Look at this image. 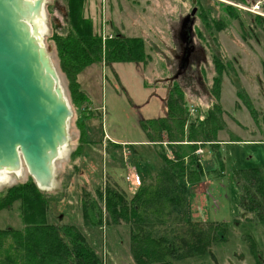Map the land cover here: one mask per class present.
<instances>
[{"label": "rangeland", "instance_id": "obj_1", "mask_svg": "<svg viewBox=\"0 0 264 264\" xmlns=\"http://www.w3.org/2000/svg\"><path fill=\"white\" fill-rule=\"evenodd\" d=\"M65 1L67 0H45L41 24V43L51 57L73 113L67 130L68 145L55 161L54 187L44 192L55 198L50 204L49 221L79 226L103 264H136L131 255L129 229L124 226L106 227L104 222L101 227L82 228L81 203H84V198L88 195L89 199H96L99 205L104 206V200L99 201L96 195V189L104 182L116 184L131 199L142 187L154 186L157 170L163 163V152L166 157L173 159L172 149L176 147V138L170 142L168 135L164 134L160 142L149 143L142 122L162 118L167 114L166 102L171 87L166 78H171L175 67L172 50L182 42L179 37L180 22L194 8L197 9L196 0L195 3L193 0H106L107 4L103 0H84V16L93 24L97 36L103 32L113 35L118 31L129 38H142L146 42L149 59L140 66L115 63L108 65L103 50V62L84 70L73 85L71 78L60 68L53 40L55 34L62 33L66 28ZM214 2L226 3L264 16V0L250 1L249 5L235 0H210V4L213 5ZM217 15H221L220 8L213 17ZM195 17L196 15L191 18L193 25ZM197 22L202 26L198 14ZM213 47L214 50L207 52V63L203 65L204 70L202 68L198 80L194 81L193 91L191 92L190 83L189 93H185L186 100L194 105L191 108H195L190 117H199V112L201 117L207 114L203 110L212 99L210 88L213 85L211 79L215 76V56L225 62L232 61V77L238 79L258 116L252 117L239 100L232 77L225 74L219 100L223 109V128L217 133V144H221L222 138H226L227 142L217 148L221 153L219 158L208 146L203 147L202 156L195 152L198 161L202 163L203 181L194 184L181 181L179 194L182 203L171 208L172 214L165 219V226L156 229L154 235L159 238L165 234L172 241L175 234L172 230L178 229L184 222H212L218 225L219 239L210 250L204 255L180 259L175 264H260L258 261L264 264V220H257L256 213L247 212L241 207L239 202L242 188L237 187L234 182L235 172L256 168L261 170L264 184L262 36L246 35L242 33L239 23L232 21L217 35ZM179 61L177 59L176 63ZM74 93L80 98V103L84 102L81 109L85 110L87 116V145L82 144V155L79 156L76 150L81 144V130L77 120L80 111L73 104ZM80 95L86 100L88 98V102L82 100ZM211 126L215 128L213 123ZM150 135L154 139L159 138L157 132ZM113 144L120 147L116 148ZM145 144L149 146H144ZM197 145L202 146L200 142ZM186 160L189 161L190 158ZM138 177L140 185L135 181ZM0 178V193L33 180L25 165L20 178L8 172ZM250 178L241 175L236 179L239 185L249 188ZM7 228H23L17 204L8 211L0 212V229Z\"/></svg>", "mask_w": 264, "mask_h": 264}, {"label": "trees", "instance_id": "obj_2", "mask_svg": "<svg viewBox=\"0 0 264 264\" xmlns=\"http://www.w3.org/2000/svg\"><path fill=\"white\" fill-rule=\"evenodd\" d=\"M237 3L249 5L254 0H235ZM65 18L66 28L55 34L60 68L76 84L77 77L87 68L101 64L105 58L108 65L145 64L149 59L146 42L142 38H129L118 31L113 33L103 49L102 39L94 33L93 24L84 16V0H67ZM186 2V1H185ZM196 20L192 27L190 40L205 53L214 50L217 35L224 31L232 21H237L242 33L262 36L264 48V17L256 15L226 3H213L210 0H196ZM219 8L221 15L215 16ZM197 14L199 22H197ZM199 42V43H198ZM200 44V45H198ZM103 50L105 57L103 58ZM212 58V57H210ZM207 63V62H206ZM215 76L210 88L209 100L201 117H190L193 103L186 100L185 93L179 84L170 90L166 102L165 117L152 119L143 123L148 142H160L164 134L173 142V159L161 154V166L158 169L154 186L142 187L131 199L116 184L105 183L96 190L97 199L104 200V206L93 198H84L81 203L82 228L121 227L129 229L130 250L136 264H175L180 259L206 254L214 242L219 239L218 225L208 221L184 222L173 231V242L163 234L155 237L156 229L161 228L166 218L172 214L171 208L181 205L179 194L180 183L194 184L203 181V168L195 156L200 146L209 147L212 153L220 152L217 148V133L223 128V109L219 103L220 90L224 75L232 77L234 67L232 61H223L219 56L213 57ZM204 70V67H203ZM205 81L204 76L202 77ZM237 87L238 98L248 109L253 118H257V110L248 95L241 88L238 79L232 77ZM77 86V85H76ZM78 87V86H77ZM208 88L210 85L207 86ZM79 94L85 95L83 92ZM81 96V95H80ZM86 96V95H85ZM74 105L80 116V146L76 153L82 155V144H85L87 129L85 110L81 109L80 98L74 93ZM88 102V98H82ZM239 106V104H238ZM195 117V116H194ZM215 126L213 128L211 124ZM155 125V128L148 126ZM147 128V129H146ZM152 130V131H151ZM157 132L159 138L150 134ZM187 139V140H186ZM191 139H196L192 141ZM119 148L120 145L113 144ZM122 146V145H121ZM132 146V145H130ZM215 149L217 152H215ZM75 153V154H76ZM190 160H186L189 159ZM261 170H240L234 174V182L242 188L240 205L247 212L256 213L257 220H264V184ZM250 176V187L239 185L237 176ZM54 197L41 191L31 180L21 183L0 193V212L8 211L17 204V210L23 222L21 230L11 228L0 229V264H103L102 259L93 249L82 229L74 224H54L50 219V204ZM105 213V219H104ZM260 264L261 262L258 261Z\"/></svg>", "mask_w": 264, "mask_h": 264}, {"label": "water", "instance_id": "obj_3", "mask_svg": "<svg viewBox=\"0 0 264 264\" xmlns=\"http://www.w3.org/2000/svg\"><path fill=\"white\" fill-rule=\"evenodd\" d=\"M44 3L0 0V175L25 165L47 192L54 187L55 161L68 145L73 113L41 43ZM196 13L194 8L187 15L184 27Z\"/></svg>", "mask_w": 264, "mask_h": 264}, {"label": "flooded vegetation", "instance_id": "obj_4", "mask_svg": "<svg viewBox=\"0 0 264 264\" xmlns=\"http://www.w3.org/2000/svg\"><path fill=\"white\" fill-rule=\"evenodd\" d=\"M185 17L181 19L179 30V37H181L182 42L177 48L172 50L175 58L174 72L172 71L173 74L171 75V78H166V80L170 84L169 86L171 89L175 84H179L184 93H187L190 83L191 92L193 91L194 81L198 80L203 65H206V55L202 52L201 48H197L189 39V36L192 33V30H190L191 22H188L184 27ZM179 54H181V57ZM177 59H180L178 64L176 63ZM202 85V82H200L201 88H203ZM196 92L200 93L198 90H196Z\"/></svg>", "mask_w": 264, "mask_h": 264}, {"label": "built area", "instance_id": "obj_5", "mask_svg": "<svg viewBox=\"0 0 264 264\" xmlns=\"http://www.w3.org/2000/svg\"><path fill=\"white\" fill-rule=\"evenodd\" d=\"M103 1H106V0H103ZM106 4H107V1H106ZM104 11H105V10H104ZM106 15H107V14L105 13V16H106ZM99 37L102 39V43H103V45H105L106 42H107L108 40L112 39L113 35H111V34H107L106 32H103V33L100 34ZM194 109H195V108H191V109H190V113H191V114H193V112L195 111ZM196 154H197L198 156H202V155H203V149H202V148H199V149L197 150ZM135 181H137V184L140 185V178H139V177L136 178Z\"/></svg>", "mask_w": 264, "mask_h": 264}, {"label": "crops", "instance_id": "obj_6", "mask_svg": "<svg viewBox=\"0 0 264 264\" xmlns=\"http://www.w3.org/2000/svg\"><path fill=\"white\" fill-rule=\"evenodd\" d=\"M226 142H227L226 138H222V139H221V144H219V145H225ZM144 146H149V145L145 144ZM201 148H202V147H201ZM202 149H203V148H202ZM149 166H151V164H150ZM157 171H158V170H157ZM177 211H179V208L177 209Z\"/></svg>", "mask_w": 264, "mask_h": 264}, {"label": "bare ground", "instance_id": "obj_7", "mask_svg": "<svg viewBox=\"0 0 264 264\" xmlns=\"http://www.w3.org/2000/svg\"><path fill=\"white\" fill-rule=\"evenodd\" d=\"M44 30H45V28H44ZM43 31V30H42ZM44 32H46V30L44 31ZM63 153V152H62ZM5 173V172H4ZM4 173H1V175H0V177L1 176H3L4 175ZM9 173V172H8ZM15 174V173H14ZM16 175H17V177H21V171L19 172V173H16ZM1 179V178H0Z\"/></svg>", "mask_w": 264, "mask_h": 264}]
</instances>
